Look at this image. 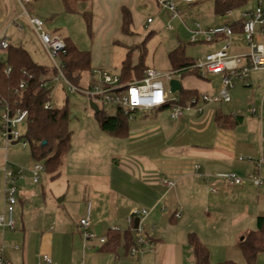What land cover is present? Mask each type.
Here are the masks:
<instances>
[{
	"label": "crops",
	"instance_id": "crops-1",
	"mask_svg": "<svg viewBox=\"0 0 264 264\" xmlns=\"http://www.w3.org/2000/svg\"><path fill=\"white\" fill-rule=\"evenodd\" d=\"M17 3L19 4L17 0H0V36L6 34L10 38L11 34L8 33L10 26H17L14 18L16 10L13 8ZM147 3L148 0H91L81 2L79 6L82 10L93 12L92 25L95 29L99 25L97 21L103 23L97 31L105 29L109 36L108 40L123 43L132 32L126 33L122 30V8L130 10L133 25H136L135 17L141 16L139 10ZM61 5L64 8L62 0ZM160 9L167 15L155 18L148 16L147 22L144 23L147 29L151 31L159 29L164 25V18L172 21L168 12L161 7ZM30 12L38 15L39 10L31 6ZM11 18H14V21L7 23ZM142 18L143 16L141 22H144ZM149 18H152V21H148ZM224 21L225 17L215 14L214 19L206 26ZM165 26L170 29L168 24ZM257 30L256 40H261L258 42L264 44V26L257 25ZM49 32L64 39L69 37L60 29ZM37 37L40 40L38 35ZM224 42L225 39L209 42V51L220 48ZM230 43L231 54L249 51L248 43L240 29L230 37ZM10 44L18 45L13 42ZM44 50L46 51L45 48ZM130 52L129 49L122 60L119 75L123 61L127 56H131ZM94 59L92 55V68L107 67L108 61L101 63ZM168 61L170 68L161 71L174 70L169 58ZM132 63L137 64L133 61ZM146 65L151 67L147 63ZM261 72L264 73L263 70H253L244 82L231 88L232 97L228 102H203L205 106L202 112L190 111L180 118L170 116L173 122L167 131L151 121L149 116L150 113L155 115L157 111L167 107L170 110L169 106L156 110H137L130 122L129 135L124 138L126 144L123 147V154L126 155L121 159L117 158L116 168L115 166L111 168L113 170H110L107 178L108 189L115 187L117 199L107 197L100 204V200L96 198L95 209L90 201L92 229L99 236L106 235L110 226L114 224L123 230L127 229L126 215L130 210L133 207H147L150 209L148 228L156 247L154 251L145 254L144 264H194L189 241L190 249L182 237L179 239L176 237V231L169 229L180 223L186 226L187 233L192 231L198 233L209 248L220 237H228L230 245L233 243L239 247L242 237L256 229L258 216L264 215V184L255 185L250 180L243 184H229L216 177L215 173L232 171L244 178L257 173L264 181V165L257 166V160L264 157V98L260 102L259 99L255 100L256 96L242 99V94H247L245 89L258 82ZM48 77L50 78L49 74ZM176 77L181 80L183 88L196 89L199 93L215 95L222 86L221 77L214 74L201 77L196 75L181 77L180 74H176ZM91 79L90 74L89 81ZM259 88L256 91L260 90ZM253 108H256L255 112ZM218 110L234 116L237 124L233 128L219 127L215 121V112ZM1 112L0 107V114ZM8 144L6 142V146L0 145V213H5L6 209L4 177L6 162L11 163L15 170L22 168L24 175V178L17 180L18 202L13 214L15 228L0 229V253L9 264H45L44 254L50 255L53 264L132 263L123 243L113 252L102 249L97 242H93L95 247L85 248L78 224L66 219L61 211L54 207L53 202L48 201L45 194L42 195V204L36 201L35 196L38 195L36 189L34 194H30L27 187L29 185L34 187V184L38 183L33 181L30 171L35 161L31 154L20 157L13 152L10 153L7 151ZM242 155L251 156L252 159H240ZM14 162H21L26 166L14 165ZM195 165L198 167L195 168ZM162 176L171 178L175 184L167 188L159 180ZM212 186H216L218 191H212ZM164 204H167L166 208H163ZM97 206L101 210L99 215ZM84 208L85 206L81 205L79 207L80 219L86 215L88 205ZM225 217H228L230 227L222 231L218 223L225 220ZM239 251L242 253L241 249ZM190 253L192 258L186 256ZM235 254L231 258L237 260L239 264H245L244 256Z\"/></svg>",
	"mask_w": 264,
	"mask_h": 264
},
{
	"label": "rangeland",
	"instance_id": "rangeland-1",
	"mask_svg": "<svg viewBox=\"0 0 264 264\" xmlns=\"http://www.w3.org/2000/svg\"><path fill=\"white\" fill-rule=\"evenodd\" d=\"M179 1L180 16L177 18L179 20L175 18L176 20L174 19L169 22L168 18H164V25L157 30L151 31L144 25L147 22V17H163L167 14L161 11L162 9H160L157 0H148L147 5L142 6L139 10L144 22H141V16H136V25H131L132 33L127 35L128 39L123 40V43L108 40L109 36L105 32V29L104 31H97V29L101 28V24H103L99 23V21H97L99 25L96 26V29L92 25V29L89 30L84 16L81 13L66 12L61 5V0H32L28 7L31 9L32 6L39 10L37 14L45 21V27L48 31L60 29L80 49L92 51L91 54L94 55V60L101 63L108 61L106 64L107 67L101 66L102 68L108 69L113 74H118L121 69L122 60L125 58L129 49L131 50L132 61L138 62L143 42L147 48V54L144 58L145 63L159 70L170 68L168 53L179 44L184 45L187 54L195 59L203 58L209 52V42L192 43L190 40L196 23L207 27L206 24L214 19V0H203L191 5L187 4L184 0ZM256 5V0H251L243 8L234 10L233 16L238 18L240 10L246 8L251 9L256 7ZM13 8L16 10L14 18L17 26L12 25L9 28L8 33L11 34L9 38L10 42L24 46L34 61L48 68L50 78H53V62L44 50L37 37V33L30 26L28 18L23 13V8L18 3ZM233 16H225V20L231 19ZM13 19L11 18L7 23L9 21V23H12L14 21ZM167 24H170L173 28H166L165 25ZM18 25L22 26V28ZM135 44L139 46L135 47ZM0 56L6 58V50L2 51ZM89 79V72H85L81 82H79V87L87 88L90 83ZM52 84L54 85L51 94L52 105L62 107L66 104L70 110L71 118L69 127L72 130L71 146L62 159L59 167V175L51 178V174L44 171L40 174V179L38 183L34 184V187L30 185L27 187L30 194H34V190L36 189V193L38 194L35 196L36 201L42 204V195L45 194L48 201H52L54 207H57L66 219L74 224H79L80 205L86 208L91 201L93 209H95L96 206L94 203L97 202L96 198L100 200V204L107 197L109 199L111 197L117 199L115 187L113 186L112 189H108L107 178L110 170H113L111 168H114V166L116 168V164L118 163L117 158L121 159L122 156L126 155L123 154V147L126 141L124 138L116 137L102 130L97 112L90 107V99L86 94L80 91H70L68 84L62 78L58 81L53 80ZM242 88L245 89V87ZM257 88L260 90L256 91ZM245 91L247 94H242V99L245 98L244 100H246L248 97L254 96L255 98L256 96L257 99L255 100L259 99V102L262 101L264 98V73L261 72V75L258 77V82L253 84L252 87L246 88ZM178 95L179 91L171 92L170 97ZM98 105L107 114H113L116 110V106L101 103ZM186 113H190V111H185L184 114ZM149 119L155 124H159L164 131L169 130L173 122L168 107L157 111L155 115L150 113ZM257 119L259 120L258 117ZM1 123L2 119L0 114V145L6 146L7 139L2 135ZM18 129L22 133H25L26 123L19 124ZM8 145L7 151L9 150L10 153L13 152L20 157H25L24 154L27 156L31 154L30 147L27 146L24 148L21 141L9 142ZM33 160L35 161L34 158ZM15 163L14 165L23 164L26 166V164L21 162ZM98 207L97 213L99 215L101 210ZM104 225L105 223L103 227ZM218 225L222 231L228 229L230 227L228 217H225V220H220ZM177 226L169 227V229L176 231V237L178 239L182 237L181 239L185 241L190 249L187 240L188 229L186 230V226H183L181 223ZM229 242L228 237H220L217 241L215 240V244L209 248L211 252V263L217 264L228 259L237 262V260L231 258L235 253V255L239 254L241 257L243 256L239 251V247L233 245V243L230 245L231 242ZM260 254L257 264H264V253L262 255ZM187 255L192 258V253Z\"/></svg>",
	"mask_w": 264,
	"mask_h": 264
},
{
	"label": "built area",
	"instance_id": "built-area-1",
	"mask_svg": "<svg viewBox=\"0 0 264 264\" xmlns=\"http://www.w3.org/2000/svg\"><path fill=\"white\" fill-rule=\"evenodd\" d=\"M17 1L23 8V13L28 18L29 24L39 36L57 70V73L53 77L54 80L58 81L62 78L68 84L70 91H80L97 104L101 103L120 107L124 114L128 115L130 119L134 118V113L137 110H156L165 106L170 107V116L172 118H180L185 111L202 112L205 106L204 103H210L212 101H230L231 88L240 82H244L253 70L264 71V44L259 43L256 40V34L258 32L257 25L264 26L263 0H257V5L254 8L240 10L238 18L233 16L234 10H230L227 13V17L233 16V18L226 19L224 22L209 27H203L200 23H196L190 42H213L218 39H225V42L220 48L206 53L203 58L196 59L191 67L198 69L201 76H206L207 74L219 75L222 80V86L220 91L215 95L201 92L198 95L191 96L183 103L180 102L179 95L170 97L171 90L167 87L170 80L175 78L176 74H179L177 70L161 71L155 67H147L145 69V75L142 78L125 82L121 80L119 74H113L108 69L93 68L91 73L92 79L87 88L73 84L65 74V64L61 59L62 54L66 53V43L64 38L58 34L49 32L45 28V21L40 16L30 12L28 6L31 0ZM184 1L193 4L203 0ZM157 3L161 8L168 12L171 20L180 16L179 0H157ZM239 20L242 22V33L248 43L249 51L240 54H231L230 37L235 32L232 23ZM148 21H152V18H149ZM168 27L170 29L173 28L170 24H168ZM9 46L10 41L8 36L6 34L1 35L0 52L7 50ZM10 70L11 67L7 66L5 71L9 72ZM22 73L26 74V71L24 70ZM26 83L27 82L23 80L20 83V87H24ZM45 107L50 108L51 105L47 103ZM1 108V132L2 135L6 137L7 143L21 141L23 147H27L28 142L22 138L24 133L18 129V125L27 122L28 110L19 109L12 115L7 104L2 105ZM253 111L255 112L256 108H253ZM240 159H252V157L242 155L240 156ZM261 165H264V157L257 160V166ZM196 167H198V165H195V168ZM30 171L32 173L33 181L38 182L40 174L45 171L44 162L35 161L31 165ZM215 176L225 180L229 184H243L246 180L252 181L255 185L264 184V181L257 173L250 174L247 178H244L232 171H219L215 173ZM4 177L6 209L5 213H0L1 230L15 228L13 214L18 202L17 180L19 178H24L23 169L19 168L18 170H15L11 163L6 162L4 166ZM159 180L167 188H170L175 184L174 180L169 177L162 176ZM211 190L217 192L218 188L212 186ZM166 207L167 204H164L163 208ZM90 209L91 204L89 202L88 211L86 215L80 219L78 224L84 240V246L87 249L95 247L93 242L102 245L107 239L106 235L99 236L92 229ZM149 216L150 209L147 207H133L126 215L128 227L134 228L136 232L135 242L129 249V256L132 259L131 264H144L145 254L155 250V241L148 228L147 220ZM136 217L139 218L137 227H135ZM109 229L113 231L123 230V228L116 224L110 226ZM43 257L45 264H53L50 255L44 254ZM0 264H9L1 253Z\"/></svg>",
	"mask_w": 264,
	"mask_h": 264
},
{
	"label": "trees",
	"instance_id": "trees-1",
	"mask_svg": "<svg viewBox=\"0 0 264 264\" xmlns=\"http://www.w3.org/2000/svg\"><path fill=\"white\" fill-rule=\"evenodd\" d=\"M66 12L81 13L88 25L92 28L93 12L82 10L79 6L81 2L91 0H62ZM251 0H214V13L217 16L225 17L228 11L243 8ZM123 21L122 30L131 33L133 19L128 8H122ZM233 29L242 30V22L232 23ZM66 53L61 59L65 64L64 71L73 84L79 86L85 72L92 73V54L89 50L80 49L75 42L66 37ZM139 46V45H137ZM136 47V46H135ZM131 53V52H130ZM147 48L142 46L140 61L133 64L131 56H127L123 61L120 77L122 81L140 79L145 75V69L149 66L145 63ZM168 58L172 68L177 70L181 77L186 75H196L201 77L199 70L192 68L196 61L194 57L187 54L184 45H178L168 53ZM7 66L11 67L6 72ZM54 75L57 73L53 66ZM26 74H23V71ZM49 70L33 60L28 50L21 45L10 44L6 50V58L0 61V107L7 104L11 114H15L19 109L28 110L26 131L22 138L27 140L28 147L35 161H44L45 171L51 174V178L59 175V167L62 159L71 146L72 130L70 124V110L68 105L62 107L52 106L51 94L54 85L53 78L48 77ZM25 80L27 83L20 87V83ZM196 89H182L179 91L180 102H186L191 96L198 95ZM49 103L50 108L45 105ZM102 130L116 137L125 138L129 135L130 122L132 119L124 114L120 107H116L113 114H107L100 109L97 112ZM215 121L219 127L233 128L237 124V119L229 114L218 110L215 112ZM135 230L128 227L122 231L108 229L106 242L101 248L106 251H115L122 245L129 254L131 245L135 242ZM188 241L193 250L194 264H213L210 260V249L207 243L194 231L188 233ZM239 247L243 253L246 264H257L258 256L264 252V215L257 218V227L245 234L239 242ZM217 264H238L236 261L228 259Z\"/></svg>",
	"mask_w": 264,
	"mask_h": 264
},
{
	"label": "water",
	"instance_id": "water-1",
	"mask_svg": "<svg viewBox=\"0 0 264 264\" xmlns=\"http://www.w3.org/2000/svg\"><path fill=\"white\" fill-rule=\"evenodd\" d=\"M169 85H170L171 92L180 91L182 89L181 80L179 78H176V77L172 78L170 80ZM90 107L96 112L100 111L99 105L96 102H94L93 100H90ZM138 223H139V218L136 217V219H135V227L138 226ZM242 239H243V237H242Z\"/></svg>",
	"mask_w": 264,
	"mask_h": 264
}]
</instances>
